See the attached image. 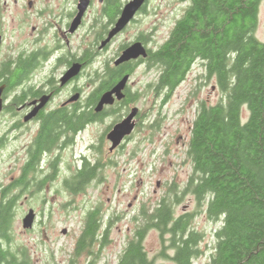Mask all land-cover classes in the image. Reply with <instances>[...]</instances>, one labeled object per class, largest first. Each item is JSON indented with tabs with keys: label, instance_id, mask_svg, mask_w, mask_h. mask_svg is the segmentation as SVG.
<instances>
[{
	"label": "trees",
	"instance_id": "1",
	"mask_svg": "<svg viewBox=\"0 0 264 264\" xmlns=\"http://www.w3.org/2000/svg\"><path fill=\"white\" fill-rule=\"evenodd\" d=\"M182 1L188 3L183 14L148 60L149 67H158L157 78L149 86L165 103L198 61L205 76L215 78L224 100L197 103L186 143L189 176L183 185L170 182L153 207L143 204L141 220L116 264H161L148 257L143 245L150 228L159 233L161 257H170L176 264H194L203 253V233L192 223L198 214L220 222L208 261L202 264H264V41L255 35L262 0ZM89 100H94L92 95ZM243 105L248 110L244 122ZM91 111L86 110V122ZM49 125L38 138V148L46 142L50 126L55 127ZM98 167L87 162L81 171L72 173L65 182L68 191L87 189L99 174ZM24 176L22 180L27 181ZM186 195L193 197L195 207L176 216L175 206ZM8 196L15 197L13 191ZM11 202L0 205L3 233L12 220ZM103 219L101 207L88 209L71 263L82 254H90L92 262H97L92 248L95 242L104 245L113 223L112 216L106 223ZM7 264L25 262L13 258Z\"/></svg>",
	"mask_w": 264,
	"mask_h": 264
},
{
	"label": "flooded vegetation",
	"instance_id": "2",
	"mask_svg": "<svg viewBox=\"0 0 264 264\" xmlns=\"http://www.w3.org/2000/svg\"><path fill=\"white\" fill-rule=\"evenodd\" d=\"M127 1L89 0L86 10L72 29L79 0H0V123L3 119L11 121L19 142L18 174L0 187V205L13 201L11 210L14 212L23 193L27 190L32 193V188H43L54 178L55 172L64 166V154H71L79 148L83 140L81 134L90 126L113 118L98 145L89 146L95 153L98 151L103 154L106 149L103 154L106 156L117 153L141 128L146 113L136 103L139 93L130 86L131 76L141 65L149 67V58L164 41L157 45L153 35L143 28H137L126 36L147 13L148 0H145L129 23L103 44ZM134 42L142 45L146 55L117 63L125 48ZM73 65H77V72L66 79L65 75ZM126 74L129 79L123 89V98L104 104L96 111L102 93L109 91ZM86 89L89 90L86 92ZM91 95L93 101L89 100ZM134 107L138 111L133 119L131 134L112 148L107 137L108 131ZM87 109L92 111L86 122ZM51 123L55 127H51ZM47 125L50 126L49 136L38 148V138ZM6 140V135L0 133V149ZM73 158V168L68 163L65 165L66 168L74 169L73 172L81 171L87 162L90 165L98 164L99 169L102 167L99 160L91 162L81 150ZM109 163L112 165L116 162L110 157ZM24 173L27 181L22 180ZM21 181L25 184L23 187ZM11 191L15 197L8 196ZM43 201L47 202L48 199ZM30 209L35 216L31 227L24 228L23 218ZM49 216V213L27 206L19 217L22 232H31L40 220H47ZM13 217L14 213L6 231L3 233L0 230V264H7L13 258L18 263L24 261L25 264H35L34 257L23 244L15 247ZM40 223L43 229L44 225L48 226L45 222ZM51 253L52 260H56L52 250ZM91 262L85 260L82 264ZM75 263L68 259L52 261L50 264Z\"/></svg>",
	"mask_w": 264,
	"mask_h": 264
},
{
	"label": "rangeland",
	"instance_id": "3",
	"mask_svg": "<svg viewBox=\"0 0 264 264\" xmlns=\"http://www.w3.org/2000/svg\"><path fill=\"white\" fill-rule=\"evenodd\" d=\"M188 3L182 0H148L147 13L140 18L130 30L143 28L153 35L154 42L161 44L167 37L174 22L183 14ZM258 39L264 41V0L259 4L258 23L255 30ZM126 36L124 39H126ZM158 67L141 65L132 74L130 86L138 92V106L146 115L142 118V126L134 136L125 142L123 148L112 156L106 153H95L90 145L97 144L105 128L113 118L103 120L102 123L90 126L81 135L83 140L73 153H65L64 166L55 172L54 178L43 188H32L22 194L14 208L13 234L15 247L23 244L31 252L35 264H50L52 261H67L74 249L84 217L88 209L96 206L104 212V222L113 217L110 231L104 245L95 242L93 252H96V264H116L117 256L130 238L137 223L140 222V211L145 206L153 207L161 198L170 182L183 185L191 172L190 160L186 156V143L189 137L192 121L199 101L206 104H216L224 100V92L217 86L214 77H206L200 62H195L185 79L178 85L171 97L162 103L161 96L154 94L149 86L157 78ZM88 77H86L87 81ZM88 87V86H87ZM89 89H86V92ZM242 121L248 116L246 105L241 110ZM0 123V133L5 134L7 140L0 149V187L17 176V146L16 132L12 130L11 121ZM79 150L91 162L99 160L102 167L91 184L80 193H71L64 184V180L74 173V155ZM116 162L110 165L109 158ZM66 163L72 168H66ZM47 198L48 201H43ZM31 206L40 212L49 213L44 225L38 222L29 233L22 232L20 214ZM195 207L191 195H186L175 206L176 215L184 211H192ZM41 215V214H40ZM106 220V221H105ZM193 226L203 233L200 246L202 256L194 260V264L208 261L213 244L214 231L220 226L219 221H210L204 214L193 218ZM144 248L149 258L161 264H176L169 258L159 255L162 242L156 229L150 228L143 240ZM56 260H52V253ZM169 255L172 250L167 251ZM94 260L90 254H82L75 264H82L85 260ZM48 262V263H47Z\"/></svg>",
	"mask_w": 264,
	"mask_h": 264
},
{
	"label": "water",
	"instance_id": "4",
	"mask_svg": "<svg viewBox=\"0 0 264 264\" xmlns=\"http://www.w3.org/2000/svg\"><path fill=\"white\" fill-rule=\"evenodd\" d=\"M145 0H128L121 11L119 18L117 19L115 25L110 30L107 38L105 39L104 43H107L113 36H115L119 31H121L127 23L134 17L135 13L138 9L144 4ZM89 4V0H79L77 6V14L72 22V29L76 27L78 21L80 20L81 16L83 15L84 11L86 10ZM145 56L146 51L142 47L139 42H134L121 53L120 57L117 60V63H121L123 61H127L130 59L137 58L138 56ZM77 72V65H73L65 75V78H69ZM129 79V75H124L117 83L109 90L100 96L99 102L95 107L96 111H99L104 104H111L115 99L119 100L122 99L123 89L125 88L127 81ZM2 108V101L0 98V111ZM138 111L137 107L132 108L130 113L123 118L122 120L115 123L111 129L107 133V137L111 141V147L114 148L121 143L125 136L131 134L133 127H134V117L136 116ZM34 211L32 209L25 215L23 218V227L30 228L34 219Z\"/></svg>",
	"mask_w": 264,
	"mask_h": 264
}]
</instances>
